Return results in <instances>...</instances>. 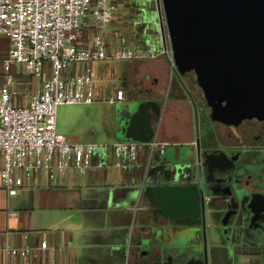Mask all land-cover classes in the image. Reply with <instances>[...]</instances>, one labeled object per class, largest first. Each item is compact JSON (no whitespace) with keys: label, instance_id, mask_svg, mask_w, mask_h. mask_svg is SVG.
<instances>
[{"label":"crops","instance_id":"crops-1","mask_svg":"<svg viewBox=\"0 0 264 264\" xmlns=\"http://www.w3.org/2000/svg\"><path fill=\"white\" fill-rule=\"evenodd\" d=\"M128 6V1L122 0V8L127 10ZM122 14L108 26V41L118 43L119 37L124 36L131 45L160 55L144 60L94 63L98 77L95 87L97 101L102 97L116 96L119 89L125 91L126 99L142 100L147 96L145 99L160 97L159 101H163V89H166L162 117L155 126L156 129L159 126L160 140L177 146L181 153L180 146L195 144L196 136L200 137L196 121L201 112L210 117L211 108L196 81L195 72L181 74L177 69L174 56L169 52L172 48L166 30L164 40L160 30L154 37V45L148 42L154 46L150 49H155L149 50L143 40V34L149 30L144 28L139 38L134 23L130 32L124 30L123 22L118 18H124L125 11L124 16ZM134 64L140 71L131 72L130 67ZM73 68L68 75L75 73L79 66ZM174 71L184 75V83L172 75ZM117 76L122 87L114 92L116 84L114 87L112 84ZM145 88L149 89L151 96L144 92ZM137 92L143 96L136 97ZM195 99L199 101L196 103ZM202 102L205 104L203 109ZM125 103L126 100L109 106L113 123L108 128L110 140L106 142L117 141L127 123L125 119L129 112ZM73 136V140L67 139L71 142H98L93 138L82 140L80 135ZM104 161L105 165L100 166ZM115 161L112 153L101 157L95 155L93 166L85 173L69 169L53 178L44 171H37L14 195L0 180V264H23L26 259L33 264H123L130 241L133 244L139 240L136 234L147 226L149 217L144 213L147 199L137 191L144 156L137 161H127V165L120 168ZM109 191H112L111 196ZM44 239L48 248L41 249ZM26 246L33 252L28 258L7 252L8 247L22 249Z\"/></svg>","mask_w":264,"mask_h":264},{"label":"built area","instance_id":"built-area-1","mask_svg":"<svg viewBox=\"0 0 264 264\" xmlns=\"http://www.w3.org/2000/svg\"><path fill=\"white\" fill-rule=\"evenodd\" d=\"M121 9L122 0H0V42L7 40V48L0 47V180L10 194H17L37 171L51 178L69 169L83 174L95 155L109 152L118 164L143 155L145 178L164 154L168 143L160 140L159 126L149 142H71L57 132L60 105L97 101L94 63L160 55L131 45L124 36L118 43L108 41L106 30ZM75 65L79 69L68 75ZM24 76L33 80L27 104L17 101L14 86ZM102 100L123 102L126 93L119 89ZM40 248H48L46 239ZM7 252L33 255L29 246L8 247Z\"/></svg>","mask_w":264,"mask_h":264},{"label":"water","instance_id":"water-1","mask_svg":"<svg viewBox=\"0 0 264 264\" xmlns=\"http://www.w3.org/2000/svg\"><path fill=\"white\" fill-rule=\"evenodd\" d=\"M158 16L177 69L181 74L195 72L211 108L210 120L225 125L264 120V0H160ZM159 99L125 103L128 121L117 141H151L166 102ZM184 146L188 149L177 151L174 160L161 155L145 178V166H140L137 191L147 199L144 213L149 221L136 234L139 240L130 241L123 264H177L178 238L187 242L186 251L179 252L189 254L193 232L205 229V199L200 184L193 183L202 161L199 135L195 144ZM115 160L119 168L127 165V160ZM177 223L183 225L178 228ZM201 262L208 264L205 256Z\"/></svg>","mask_w":264,"mask_h":264},{"label":"flooded vegetation","instance_id":"flooded-vegetation-1","mask_svg":"<svg viewBox=\"0 0 264 264\" xmlns=\"http://www.w3.org/2000/svg\"><path fill=\"white\" fill-rule=\"evenodd\" d=\"M212 122L215 141L203 146L200 139L202 161L193 180L205 199V229L193 232L189 254L179 252L187 242L178 238L174 261L202 264L205 256L208 264H264V120Z\"/></svg>","mask_w":264,"mask_h":264},{"label":"rangeland","instance_id":"rangeland-1","mask_svg":"<svg viewBox=\"0 0 264 264\" xmlns=\"http://www.w3.org/2000/svg\"><path fill=\"white\" fill-rule=\"evenodd\" d=\"M128 8L125 11V17L119 16L121 18L120 22H123V29L129 31L133 28V23L137 26V35L136 37H140L142 32L146 29L148 32L143 34V40L147 43V47L149 50L154 45V37L160 33V24H159V16H158V6L160 5V0H127ZM126 9V8H124ZM123 8L121 10H124ZM142 10V11H141ZM142 13V15H141ZM122 16H124V11ZM157 37V36H156ZM141 42V40H140ZM150 42V43H148ZM0 47L2 50L7 48V40L3 38L0 42ZM156 49H159V46H156ZM136 64L130 67L131 72L140 71ZM172 75L175 78H178L184 83V75L178 73V71L172 72ZM186 76V75H185ZM96 78H98L96 76ZM135 77H133L134 79ZM115 86L114 92L118 87H122V83L120 82V77L118 76L114 79L112 87ZM133 84V83H132ZM33 80H29L28 77L24 76L22 81L14 84L16 92L18 93L19 102L27 104V99L29 92L32 90ZM107 85H109L107 83ZM134 85V84H133ZM169 85V84H168ZM167 90L163 89L164 99L167 97ZM135 96H143L142 93H135ZM137 99L127 98V102H134ZM166 100V99H165ZM197 101L199 100H196ZM203 105V106H202ZM201 109L205 108V104L202 102ZM110 103L103 100L95 101L91 104H62L58 107L57 110V132L64 137L73 140L75 137L73 135H80L82 140L95 139L98 142H106L109 141L108 128L113 123L112 121V113L109 112ZM203 111V110H202ZM196 125L201 132V141L202 145L207 146L213 140L215 141V134L217 125L213 123L208 114L201 112V117L197 119ZM76 133H73V132ZM78 133V134H77ZM78 139V138H76ZM181 154H183L188 147L182 145ZM177 153V146L168 145L164 151V158L167 160H174L175 155ZM173 234V233H172ZM171 242L175 240V236L171 235Z\"/></svg>","mask_w":264,"mask_h":264}]
</instances>
